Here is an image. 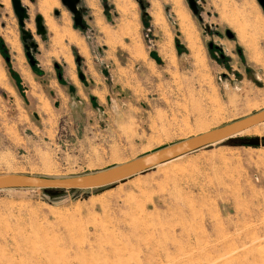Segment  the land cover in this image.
Here are the masks:
<instances>
[{
  "label": "rangeland",
  "instance_id": "374dc122",
  "mask_svg": "<svg viewBox=\"0 0 264 264\" xmlns=\"http://www.w3.org/2000/svg\"><path fill=\"white\" fill-rule=\"evenodd\" d=\"M22 2L34 34L37 0ZM92 2L82 27L60 3L81 40L34 36L31 66L0 0V175L94 173L264 109L257 0H196L198 16L186 0ZM0 264H264V124L105 188L0 191Z\"/></svg>",
  "mask_w": 264,
  "mask_h": 264
},
{
  "label": "water",
  "instance_id": "95a60500",
  "mask_svg": "<svg viewBox=\"0 0 264 264\" xmlns=\"http://www.w3.org/2000/svg\"><path fill=\"white\" fill-rule=\"evenodd\" d=\"M29 2L33 3L34 0H29ZM59 2L72 15L74 25L82 27V14L78 10L80 0H59ZM136 2L141 5L142 0H136ZM186 2L193 15L198 16L199 6L196 0H186ZM258 3L264 11V0H258ZM10 4L17 19L25 56L28 59L29 64L34 66L35 60L30 51H35L37 45L33 42L31 33L25 30L26 21L29 20L27 7L22 4V0H10ZM53 15L58 16L59 12L54 10ZM34 26L36 35H45L46 31L43 26V19L40 15L34 17ZM227 34L230 35V32H227ZM78 77L81 80L83 79L81 73H78ZM263 123L264 109L208 132L171 144L151 153H147L129 162L79 176L48 178L26 174H1L0 191L20 189L75 191L105 188L148 172L158 166L164 165L203 148L234 138L235 136Z\"/></svg>",
  "mask_w": 264,
  "mask_h": 264
},
{
  "label": "crops",
  "instance_id": "0c3cea01",
  "mask_svg": "<svg viewBox=\"0 0 264 264\" xmlns=\"http://www.w3.org/2000/svg\"><path fill=\"white\" fill-rule=\"evenodd\" d=\"M57 1L59 3V0H57ZM94 6H95V4L92 2V0H80V2L78 4V10L82 14V24L83 25L85 23L88 24L89 22H93L94 21L93 11L96 8ZM55 9H61L60 3H59V6L57 8H52L46 14H43L40 11V8H39V0H37L36 11L38 12V14L43 19V26H44V29L46 31L45 35L50 32L52 34L53 40L55 42H60V41H62V42L65 41L66 42L67 41V37L66 36L68 35V33L70 34L71 37H73L74 40H81L79 38V36L77 34H75L74 32H72L70 30V28H69V26H70V22H69L70 20H69V16H68L69 12L67 13L65 10H62L61 13H60V16L55 19L52 16V12ZM70 18H71V20L73 19V17H70ZM26 26H27V30L32 35V40L33 41H34V36L39 37V38H44L45 37V36H38V35H36V33H34V34L32 33V31L34 29L32 23H28ZM56 38H57V40H56ZM20 49H21V46H20ZM37 51H38V48L36 47V50L33 51V53L37 52ZM64 57H66V56H64ZM82 81H83L82 84L74 85V87L76 86L75 88H78V91H76V92H78V94L80 92H83V89H85V86L83 88L81 86L84 85L85 82H87V79L86 80H82ZM92 81H93V84H91V85H95V86H92L90 88V95L91 96H92V94H94L96 96H99L100 95L99 93L104 94L105 97L108 96L110 90L112 89V87H110V85L109 86L108 85H101V84L100 85H96V82L94 80H92ZM114 84L116 85L117 83H114ZM46 86L49 87V88H52L53 86H55L56 89L59 90L58 91V95L59 96H60L59 92H62L63 91L62 89H64L62 85L61 86L60 85H46ZM11 90H12L13 93L15 92V89L13 87H11ZM52 94L57 98V95H56L57 92L56 93H52ZM118 107L119 106L113 101L112 102V110H113L112 118H113L114 122L117 125L122 122V119H121L122 114H119L120 112H119V108ZM117 110H118V113H117ZM110 113L112 114L111 110H110ZM115 119H117V120L115 121Z\"/></svg>",
  "mask_w": 264,
  "mask_h": 264
},
{
  "label": "flooded vegetation",
  "instance_id": "af4514ba",
  "mask_svg": "<svg viewBox=\"0 0 264 264\" xmlns=\"http://www.w3.org/2000/svg\"><path fill=\"white\" fill-rule=\"evenodd\" d=\"M257 2H258V0H257ZM206 31H207L208 35L215 37V38H218V39L225 37L228 40H232L234 37L231 33H230V35L227 34V32H230L229 30L228 31L225 30L224 35L220 31H218L217 29H214V31H212L210 28H208ZM208 51L210 53V57L213 58L215 61L220 60V62H222L223 64L228 65L229 57L225 56L223 54L222 49L216 43H214V42L208 43ZM236 53L238 56H241V52L239 50ZM229 68H227V69H229ZM224 76H226V75H224Z\"/></svg>",
  "mask_w": 264,
  "mask_h": 264
},
{
  "label": "bare ground",
  "instance_id": "6f19581e",
  "mask_svg": "<svg viewBox=\"0 0 264 264\" xmlns=\"http://www.w3.org/2000/svg\"><path fill=\"white\" fill-rule=\"evenodd\" d=\"M57 5V2L56 0H39V8H40V11L43 13V14H46L53 6H56ZM41 13V14H42ZM26 26V25H25ZM62 29V28H61ZM55 33V32H54ZM57 40V38H56ZM193 114H199L200 113V109L199 108H193V110L191 111ZM264 124V123H263ZM208 252V251H207ZM206 252V253H207ZM113 254V253H112ZM208 254V253H207ZM122 255V253H121ZM203 255V254H201ZM206 255V254H205ZM209 257L210 254L206 255V257ZM224 257V256H223ZM123 258V257H122ZM205 258V257H204ZM203 259V258H202ZM207 259V258H206ZM215 260V259H214ZM205 261V260H204Z\"/></svg>",
  "mask_w": 264,
  "mask_h": 264
}]
</instances>
